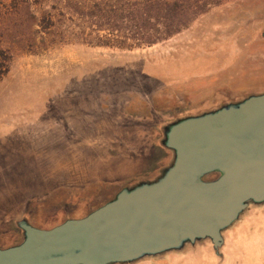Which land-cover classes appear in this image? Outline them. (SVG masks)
Returning <instances> with one entry per match:
<instances>
[{
	"label": "rangeland",
	"instance_id": "1",
	"mask_svg": "<svg viewBox=\"0 0 264 264\" xmlns=\"http://www.w3.org/2000/svg\"><path fill=\"white\" fill-rule=\"evenodd\" d=\"M263 31L264 0H225L152 46L18 53L0 81V248L24 218L51 228L155 179L174 159L166 124L263 93ZM225 238L220 255L207 243L128 264H264V204Z\"/></svg>",
	"mask_w": 264,
	"mask_h": 264
},
{
	"label": "water",
	"instance_id": "2",
	"mask_svg": "<svg viewBox=\"0 0 264 264\" xmlns=\"http://www.w3.org/2000/svg\"><path fill=\"white\" fill-rule=\"evenodd\" d=\"M163 131L174 159L155 179L51 228L18 221L23 239L0 248V264H128L207 241L220 255L226 230L264 204V92Z\"/></svg>",
	"mask_w": 264,
	"mask_h": 264
},
{
	"label": "trees",
	"instance_id": "3",
	"mask_svg": "<svg viewBox=\"0 0 264 264\" xmlns=\"http://www.w3.org/2000/svg\"><path fill=\"white\" fill-rule=\"evenodd\" d=\"M225 0H0V81L18 53L133 50L168 40Z\"/></svg>",
	"mask_w": 264,
	"mask_h": 264
},
{
	"label": "crops",
	"instance_id": "4",
	"mask_svg": "<svg viewBox=\"0 0 264 264\" xmlns=\"http://www.w3.org/2000/svg\"><path fill=\"white\" fill-rule=\"evenodd\" d=\"M207 243H209V244H211V246H212V249H213V251H214V253H215V255H216V252H215V250H214V247H213V244L210 242V241H207V242H204V243H202V244H198V245H196V246H191V247H189L187 250H185V251H182V252H171V253H168L167 255H165V256H168V255H174V254H189L190 252H192V251H197L198 250V248H199V246H202V245H204V244H207ZM7 247H9V246H7ZM3 248H5V247H3ZM217 261V260H216Z\"/></svg>",
	"mask_w": 264,
	"mask_h": 264
}]
</instances>
